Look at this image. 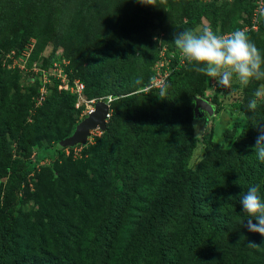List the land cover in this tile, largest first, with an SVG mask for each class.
I'll list each match as a JSON object with an SVG mask.
<instances>
[{
	"label": "trees",
	"instance_id": "trees-1",
	"mask_svg": "<svg viewBox=\"0 0 264 264\" xmlns=\"http://www.w3.org/2000/svg\"><path fill=\"white\" fill-rule=\"evenodd\" d=\"M237 1L245 15L244 24L232 22L230 34L246 28L256 46L264 31V14L254 17V4ZM39 7L30 21L18 24V31L27 37L38 36L47 25L46 14ZM210 13L214 19L220 16L214 2L189 1L185 18L164 40L161 67L156 71L152 66L153 73L148 74L143 65L134 62V55L138 62L147 53L139 34L131 30L135 26L116 24L106 35L92 34L91 52H83L84 66H78L76 74L85 77L78 80L86 99L115 98L109 104V118L102 139L90 147L94 154L83 159L86 165L68 173L60 167L61 171L56 170L58 176L52 179L56 190L44 188L48 170L35 173L37 183L30 192L39 201L32 216L15 209L17 203L29 199L20 196L22 192L26 197L28 190L22 184L41 159L62 155L65 147L60 141L68 137L67 130L47 136L42 128L57 125L66 111L69 116L79 114L81 108H74L76 96L60 91L55 80L43 103L36 107L38 79H31L34 95L22 94L17 88V69L0 68V202L4 205L0 264H20L18 260L23 264H264V236L248 230V216L240 203L248 188L256 185L264 200V163L253 151L257 125L264 126V100L257 103L254 112L248 109L249 102L246 107L238 106L245 123L226 150L192 132L194 116H198L193 99L208 98L210 86L199 71L183 77L191 64L182 58L173 37L192 30ZM0 22L4 23L1 17ZM253 24L255 31L251 30ZM9 35L0 53L12 48L19 53L21 39H16L17 33ZM39 50V46H32L24 61L28 68L34 64L45 70L53 60L67 59L65 54L55 56L52 51L38 66L35 58ZM155 62L150 60L151 65ZM72 63L69 59L65 73ZM156 72L168 84L164 99L158 96L159 87L149 85ZM147 86L151 92L145 90ZM210 101L219 105L215 94ZM28 110L34 111L31 124L25 123ZM9 138L23 151L19 158H11ZM50 140L51 144L39 147L32 157L33 146ZM200 144L205 156L191 170L187 163ZM49 146L56 147L53 157L43 154ZM91 160L96 165H88ZM41 201L49 210L42 209ZM249 242L257 247L250 248Z\"/></svg>",
	"mask_w": 264,
	"mask_h": 264
},
{
	"label": "rangeland",
	"instance_id": "rangeland-1",
	"mask_svg": "<svg viewBox=\"0 0 264 264\" xmlns=\"http://www.w3.org/2000/svg\"><path fill=\"white\" fill-rule=\"evenodd\" d=\"M189 1L194 0H154V2L153 0H145V2H152L153 5L142 3L140 0H0V17L4 21L3 24L0 22V47H5L10 36L9 34L12 32L13 34H18L16 39H21V46L23 47L19 53L16 52V48L11 49L14 50L16 54L13 58L9 53L10 50L4 49L0 53V68L2 70L17 69L16 82L19 92L26 95H32L33 93L34 95L36 90L31 80L33 75H26V70H28L31 65L28 68L24 62L26 58L24 57L26 53L24 47L39 46L40 50L35 58L38 66H40L41 61L47 58L52 51L55 52L54 55L65 54L67 59L65 58L64 62L59 64L63 68V73H65V68L69 65L70 59V63H73L72 68L67 69L65 73L67 78L70 77V80L84 79V76L79 75L81 78L78 77L76 72L77 68H79L78 66H84L83 52H91L94 43V36L92 34L95 35L97 33L106 35V33L113 30L116 24L117 27L122 25L123 28H126L130 23L132 27L135 26L134 28L131 27V30H135V32L139 34L143 44H145L144 51H147L142 61L137 62V58L134 55V62L135 64L143 65L146 72L145 74L153 73L152 66L154 68L163 62L159 58L164 53V40L171 32V28L178 26L180 21L185 18L183 15L184 8ZM211 2H214V9H218L220 16H216V19H214L212 13H210L208 16L202 17L199 23L191 30L195 34L200 35L205 28H211L218 36L227 37L230 34L229 29L232 22H236L239 25L244 24L243 19L245 15L240 12L237 0H203V3ZM257 2H260L264 7V0H247V3L252 7L254 4L253 14L259 12ZM38 6H40L38 10H44L46 14L47 25L38 36L27 37L25 32L18 31V24L21 23L22 20H24V22L30 21L34 9ZM87 29L90 30V33ZM13 46L15 47V45ZM256 47L259 49L261 55L264 56V31L260 34V40ZM53 48L55 49L53 50ZM156 52L158 56L157 61L155 60ZM150 60L152 63L156 61L154 65H151L152 63L150 64ZM196 71L193 65H190L184 69L183 77L187 78L191 74L194 75ZM206 78L213 84V89L218 87L217 89L220 91L218 93L220 103H218V106L217 104H213L216 109L213 111L212 116L204 114H202L201 117L194 116L192 132L195 137L204 136L205 138H209L213 142L221 144L223 150H226L230 148L236 140L240 129L245 123V118L239 111L238 106L243 105V107H246V103L254 98L257 99V103L262 102L264 96L255 97L254 94L258 89H264V80L253 79L251 83L245 87L241 86L239 81L234 77L230 87L224 88L217 86L209 77L206 76ZM50 85L48 87H50ZM178 94L179 93H177V95ZM86 96L89 95L86 94ZM33 114L34 111L28 110L27 116H25V123L28 122L31 124L32 121L30 117ZM159 117L162 118V121L165 118L163 115ZM82 118L80 113L77 114L73 112V115L69 116L66 111L62 113L59 120H57V125H45V127L42 128L44 129L43 133L48 136L50 133H54L58 130L64 133H66L65 130H67V135L70 136L74 131V127ZM173 120L175 121V119ZM118 124L120 125L121 123ZM157 129L158 128H156V131H158ZM162 129L163 128L160 130ZM151 134H154V132L152 131ZM225 134H230L231 137L228 135L225 136ZM47 136H45V138ZM6 138H8V136H6ZM96 139L101 140L102 133L98 130H93L90 132L86 141L89 142L88 145L85 144L86 147L83 148L80 144L72 147H65L62 149L61 156H54L53 159H41V162L36 165L35 172L31 173L22 184L23 187H28V190L25 194L26 197L22 195V192H20V196L29 199L23 204L17 203L15 209L28 214V216H32L37 206L35 203L39 201V198H33L30 192L33 188L32 185L37 183V176H35V173L48 170L49 174L47 177L43 178L44 188L56 190L53 186L52 179L58 176L57 171H61L59 167L64 173H68L73 169H79L80 166L86 165L83 159L87 157L88 154H94L91 149L95 147V143L97 142ZM51 142L52 140L48 142L43 141L33 146L31 148L32 157L39 147L51 144ZM7 150L12 159L19 158L18 156L23 155V151L21 149L17 150V145L13 143L10 138L7 139ZM55 151V146H49L43 150V154L53 157ZM204 156V145H197L192 151L187 167L191 170H195ZM88 165L92 166L96 164H93L91 160ZM0 180L2 181L1 178ZM0 185L2 188L3 185ZM2 204L3 202L1 201L0 218L4 212V205ZM40 206H42L44 210H49L44 201H41ZM28 220L27 222H30L32 218ZM14 223L17 224L16 221ZM18 261L20 264H23L21 260Z\"/></svg>",
	"mask_w": 264,
	"mask_h": 264
},
{
	"label": "clouds",
	"instance_id": "clouds-1",
	"mask_svg": "<svg viewBox=\"0 0 264 264\" xmlns=\"http://www.w3.org/2000/svg\"><path fill=\"white\" fill-rule=\"evenodd\" d=\"M140 2L153 5L152 2H145V0H140ZM243 29L236 30L229 34L227 37L218 36L213 32L211 28H205L202 34L200 35L195 34L191 30H184L174 35L173 42L175 46L180 50L182 58L186 60L189 64L193 65L195 70L209 77L212 81L215 82L217 86L224 88L230 87L231 82L235 77V79L239 81L241 86L246 87L249 83H251L253 79L264 80V56L261 55L259 49L250 40L247 33ZM26 48L27 47H24V49ZM165 50L166 49H164V51ZM9 53L12 55V58L16 56L13 50H11ZM163 55L164 53L162 54V56ZM55 56L61 55L56 54ZM62 59L65 60L64 58L53 60L51 62V65L54 62H60ZM154 69L156 70L157 66H155ZM29 72L30 71H26V73ZM35 79L37 80V78L33 76L32 80ZM137 83H139V81H137ZM208 84L210 86L208 98H195H199L209 104V106L211 107V113L207 114V112L205 111L195 113L198 114L199 117H201L202 114L212 116L213 111L216 109V107H214V103L212 104L210 99L214 94L217 101L219 102L218 93L220 91H218L217 88L213 89V84L210 83V81H208ZM167 88L168 84L162 81L161 85L159 86V98L164 99V97L167 95ZM145 90L147 92H151V88H148V86L145 88ZM254 95L255 97L264 96V89H258ZM107 97L112 98V100L115 99L109 95L98 97L102 98V101L96 100L98 98L91 99L96 100L94 104L96 102H102L106 105ZM35 99L36 98H34V101ZM257 106V99L254 98L249 101L248 109L254 112L257 109ZM79 108H81L82 110L83 107L80 106ZM86 116L82 117L84 118ZM107 120L108 118L105 117V125ZM257 127L259 128V131L253 151H255L258 160L261 163H264V126H260V124H258ZM94 130L102 132L98 128ZM91 131L93 130L89 131L86 141ZM240 203L242 204L243 212L248 216V219L246 220L248 230L251 232L259 233L261 236H264V200H262L259 195V185L250 186L246 194L242 195ZM253 220H255L256 222L253 223ZM248 246L250 248L257 247V245L253 242H249Z\"/></svg>",
	"mask_w": 264,
	"mask_h": 264
},
{
	"label": "built area",
	"instance_id": "built-area-1",
	"mask_svg": "<svg viewBox=\"0 0 264 264\" xmlns=\"http://www.w3.org/2000/svg\"><path fill=\"white\" fill-rule=\"evenodd\" d=\"M257 4H258V9H259L258 13L264 14V7L260 4V2L259 3L257 2ZM253 16L255 17L256 14H253ZM256 28H257L256 24H253L251 26V30H256ZM243 30H246V28H244ZM31 47L32 46L26 48V53L24 54V57L28 56L29 52L31 51ZM63 62H64L63 59L60 62H54L52 63L51 67L45 70L39 69L33 64L30 70H26V71H30L29 73H31L39 81V87L37 90L36 99L34 101V106L40 105V103L44 100L45 95L47 94V86L51 83L52 80H56L58 81L59 90L67 91L69 94L76 96V103L74 105V108L78 109L80 106H82L83 108L80 111V115L86 116L87 114L93 111L92 106L94 102L96 100L102 101V98H98L96 100L95 99H89V100L85 99L83 96V91H84L83 84L77 79H74L71 81L68 80L66 74L63 73L62 71L63 69L62 66L59 65ZM161 65H162L161 63L158 64L157 69H156L157 71H158V68L161 67ZM157 75H158V72H156L155 77L150 82V85H152L153 87H159L162 83V77L160 78ZM111 101H112V98L107 97L106 106L108 108V113L105 116L106 118H109V113H110L109 104Z\"/></svg>",
	"mask_w": 264,
	"mask_h": 264
},
{
	"label": "water",
	"instance_id": "water-1",
	"mask_svg": "<svg viewBox=\"0 0 264 264\" xmlns=\"http://www.w3.org/2000/svg\"><path fill=\"white\" fill-rule=\"evenodd\" d=\"M193 102L194 113H198V111H205L207 114L211 113V107L205 101L199 98H194ZM106 114L107 106L102 102H96L93 105V111L76 124L72 134L60 141V146L72 147L77 144L85 145L90 130L98 128L100 131H103L105 129L104 121Z\"/></svg>",
	"mask_w": 264,
	"mask_h": 264
}]
</instances>
